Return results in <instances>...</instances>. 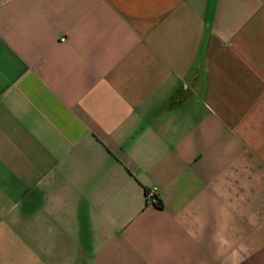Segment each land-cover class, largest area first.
<instances>
[{
  "label": "crops",
  "instance_id": "0c3cea01",
  "mask_svg": "<svg viewBox=\"0 0 264 264\" xmlns=\"http://www.w3.org/2000/svg\"><path fill=\"white\" fill-rule=\"evenodd\" d=\"M0 264H264V0H0Z\"/></svg>",
  "mask_w": 264,
  "mask_h": 264
},
{
  "label": "built area",
  "instance_id": "2783aa9c",
  "mask_svg": "<svg viewBox=\"0 0 264 264\" xmlns=\"http://www.w3.org/2000/svg\"><path fill=\"white\" fill-rule=\"evenodd\" d=\"M62 40H64V38H62ZM146 195L150 203L154 205L160 204L159 191L157 187H152L151 189L147 190Z\"/></svg>",
  "mask_w": 264,
  "mask_h": 264
}]
</instances>
